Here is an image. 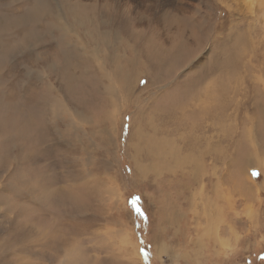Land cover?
<instances>
[{
    "label": "rangeland",
    "instance_id": "1",
    "mask_svg": "<svg viewBox=\"0 0 264 264\" xmlns=\"http://www.w3.org/2000/svg\"><path fill=\"white\" fill-rule=\"evenodd\" d=\"M240 1L0 0V115L30 113L0 145L36 126L0 171V264H264V6ZM51 13L71 30L4 38Z\"/></svg>",
    "mask_w": 264,
    "mask_h": 264
},
{
    "label": "bare ground",
    "instance_id": "2",
    "mask_svg": "<svg viewBox=\"0 0 264 264\" xmlns=\"http://www.w3.org/2000/svg\"><path fill=\"white\" fill-rule=\"evenodd\" d=\"M10 1V0H9ZM14 1V0H13ZM17 1V0H16ZM94 2L96 1V0H93ZM138 1V4H140L141 3V1L142 0H137ZM145 1V0H144ZM148 1V0H147ZM150 1V0H149ZM159 1V0H158ZM161 1V0H160ZM227 4L229 3V5H230V7L232 8L233 6H232V4L234 3V5L236 6V7H239V4L241 3V1L240 0H224ZM4 2H5V0H4ZM247 2H249V0H245L244 1V4L245 3H247ZM261 2H263V6H264V0H261ZM0 3H2V2H0ZM136 3V2H135ZM159 3V2H158ZM12 4V3H11ZM10 4V5H11ZM92 4V3H91ZM148 4H149V2H148ZM173 4V3H172ZM172 4H170L169 5V3H168V5L167 6H171ZM3 5V4H2ZM97 5V4H96ZM160 5V4H159ZM176 5V4H175ZM180 5H184V4H182V3H180ZM13 6V8L15 7L14 5H12ZM16 6H17V4H16ZM56 6V5H55ZM95 6V5H94ZM177 7H178V5H176ZM91 7V6H90ZM189 7V6H188ZM35 8V7H34ZM71 8V7H70ZM70 8H68L67 7V12H71L72 10L70 9ZM76 8V7H75ZM149 8H151L150 7V5H149ZM147 9V8H145L146 10H145V14H149L151 11H152V9ZM155 8V7H154ZM179 8V7H178ZM182 8H184V7H182ZM190 8H191V6H190ZM208 8V7H207ZM264 8V7H263ZM11 9V8H10ZM9 9V10H10ZM37 9V8H36ZM44 9V8H43ZM98 9V10H97ZM168 9H170V7L168 8ZM238 9V8H237ZM51 10V9H50ZM86 10V9H85ZM14 11V10H13ZM33 11V10H32ZM80 11V10H79ZM96 11L98 12L99 11V13L98 14H101L102 12L100 11V9L98 8V7H93V9H92V15L94 14V13H96ZM232 11L234 12V9H232ZM235 11H237L236 9H235ZM263 11V19H264V9L262 10ZM20 12V11H19ZM81 12H82V10H81ZM101 12V13H100ZM165 12H167V11H165ZM180 12H181V10H180ZM188 12V11H187ZM186 12V13H187ZM239 12V11H238ZM33 13V12H32ZM193 13L194 12H190V15L192 14L193 15ZM37 14V13H36ZM65 15H67L66 13H64ZM71 14L73 15V16H75L76 14H75V12H71ZM70 14V15H71ZM78 14V13H77ZM82 14V13H81ZM140 14H142V15H144V12L142 11ZM153 14V13H152ZM160 14V13H159ZM91 15V16H92ZM96 15V14H95ZM94 15V16H95ZM137 15V14H136ZM142 15H138V17H137V21L140 23V22H142L143 23V20L145 21L146 19L145 18H143L142 17ZM188 15V14H187ZM30 16V15H29ZM87 16V15H86ZM134 16V15H133ZM168 16V15H167ZM194 16V15H193ZM234 16V15H233ZM23 17V16H22ZM31 17V16H30ZM189 17V16H188ZM212 17V16H211ZM41 18V17H40ZM159 18V17H158ZM166 18V19H165ZM173 18V17H172ZM176 18V17H175ZM163 19H165V21H166V24H167V26H168V28H173L174 27V24L173 23H169V18H167L165 15H163ZM62 18L59 16V15H54V16H52V13L50 14V19L49 20H47V25L45 26V27H43V28H39L40 27V24H39V22H40V20H34V19H31L30 21H29V23H26V21L24 20V21H22L20 24H21V26H22V28L20 29V28H18V29H20L21 30V32L19 33V34H15V35H11V36H9V37H4L5 39L7 38V39H11V40H13V39H18V38H25V42L23 41L22 42V47H28V46H32V41L31 40H33V39H38V38H40L41 36H43L42 34H49V33H52V30H54L56 33H58V34H60V37H61V32H66V30L69 32V29H67V27H65V25H63L61 22H62ZM159 20V19H158ZM188 20L189 21H191L192 23H194V24H196V29H200V27H201V23L200 22H197V21H195V20H193V18H188ZM15 21V20H14ZM61 21V22H60ZM18 22V21H17ZM64 22V21H63ZM91 22H92V20H91ZM137 22V23H138ZM159 22H160V20H159ZM18 23V24H19ZM41 23H43V22H41ZM75 23V22H74ZM136 23V22H135ZM29 24V25H28ZM35 24V25H34ZM55 24V25H54ZM94 26H95V28H96V30L98 29V25L96 24V22L95 23H92ZM146 24V23H145ZM236 24V23H235ZM235 24H232V25H235ZM13 25H14V22H13V19L11 20L10 19V17H8L7 15H4L3 17H1L0 16V26H6V28H8V27H12L13 28ZM237 25H239V26H237L236 28H233L232 30H230L228 33H227V37H228V35H230V36H236V38L239 40V34H241L239 31H242L243 32V27H242V25L240 24V20L238 19V21H237ZM19 26V25H18ZM17 27V26H16ZM33 27H34V29H33ZM83 27V26H82ZM234 27V26H233ZM174 29L175 30H179L180 32H184L185 31V33H186V30H188V28L187 27H185V26H183V24H178L177 26H176V28L174 27ZM10 30V29H9ZM71 30V29H70ZM90 30V29H89ZM246 31H247V28L245 29ZM5 31H6V29H5ZM31 31H35V35L33 36V38H32V33H31ZM63 32V33H64ZM101 32V31H100ZM109 32V31H108ZM11 33V32H10ZM54 33V32H53ZM102 33V32H101ZM34 34V33H33ZM99 34V33H98ZM97 34V36H101L100 34L98 35ZM226 34V33H225ZM104 35V34H103ZM182 35H184V34H182ZM205 35V37H206V34H204ZM203 35V36H204ZM177 36V35H176ZM178 37H179V35H178ZM47 38V37H46ZM103 38H105V37H103ZM204 38V37H203ZM115 39H116V37H115ZM4 39L3 38H1L0 37V45H3V46H5L4 44V41H3ZM10 40V41H11ZM44 41H45V39H43ZM60 40H62V38H60ZM71 40V39H70ZM200 40V39H199ZM205 40V38L203 39V41ZM6 41V40H5ZM22 41V40H21ZM29 41H31V42H29ZM73 41V40H72ZM78 41V39L75 41V43H78L77 42ZM17 42V41H16ZM20 42V41H19ZM40 42H42V41H39V42H36L35 44H37V43H40ZM73 43V42H72ZM11 44V43H10ZM35 44L33 45V47H35ZM9 45V44H8ZM105 45H107V41H105ZM199 46H200V44H198ZM74 46H76V45H73V47ZM81 46V48L83 49V50H81V48H80V50H81V54H83L84 56H85V59L86 60H89L90 58H93L94 56L91 54V55H87V53L86 52H88V50H86V49H84V48H86V46H84L83 44H81V43H79V45H78V47L76 46V48H78L79 49V47ZM172 46V45H171ZM11 47V46H10ZM9 47V48H10ZM13 47V46H12ZM72 47V48H73ZM3 48V47H2ZM225 48H227L226 47V45H224V47L222 48V49H224L225 50ZM195 49H198V47H196ZM5 51H6V49H5ZM68 51V50H67ZM66 51V52H67ZM226 51V50H225ZM7 52V51H6ZM5 52V53H6ZM72 52V51H71ZM74 52H75V50H74ZM7 54H8V52H7ZM74 54H77V52L76 53H74ZM78 54H79V52H78ZM77 54V55H78ZM12 55V54H11ZM76 55V56H77ZM224 60H226V57L227 56H229L226 52H224ZM66 56V55H65ZM64 56V57H65ZM75 56V57H76ZM78 57V56H77ZM76 57V58H77ZM70 58V57H69ZM72 58V57H71ZM70 58V59H71ZM73 58H74V56H73ZM79 58V57H78ZM222 58V57H221ZM66 59V58H65ZM2 60V59H1ZM68 60V59H67ZM82 60V59H81ZM83 62H84V60H82ZM95 61V60H94ZM77 62H79V61H77ZM86 62V61H85ZM164 62H166V63H168L167 61H164ZM81 63V62H80ZM158 63H160V64H163V61H159ZM171 63H173V62H171ZM82 65V64H81ZM158 65V64H157ZM157 65H153L154 67H156V72L157 73H159V71L161 70L160 69V66H157ZM2 69V68H1ZM160 69V70H159ZM1 71V70H0ZM199 72V71H198ZM2 73H4V72H2ZM1 73V74H2ZM8 73V72H7ZM204 73H206V71L204 72ZM259 75V74H258ZM18 76H19V74H18ZM35 76V75H34ZM34 76H33V78H34ZM17 77V76H16ZM27 77V76H26ZM37 77H38V75H37ZM55 77V76H54ZM95 77V76H94ZM17 79V78H16ZM201 78H199L197 81H194L193 82V85H192V87H191V92H194V93H192V97L191 98H194V96H195V94H196V92H197V90H196V86H197V84L198 83H200L201 82ZM0 81H2V80H0ZM3 82V81H2ZM32 82H33V80H32ZM210 86L208 85L206 88H209ZM223 88H224V86H223ZM18 89H20V88H18ZM216 89V88H215ZM225 89V88H224ZM80 92V91H79ZM3 93V92H2ZM210 92H208L207 94H209ZM1 95V94H0ZM203 95V94H202ZM209 96V95H208ZM27 98H29V97H27ZM210 98V97H209ZM1 99V98H0ZM1 102V101H0ZM26 102V101H25ZM21 106L22 105H20V110H21V112H16V114L14 115V116H16V118H13L12 116H11V119L9 118L10 116H7V115H4V114H1L0 115V117H1V119H0V143L3 141L2 140V134H3V132L5 131L6 132V128H7V126H13V125H15V122L16 121H18L19 119H20V117H24L25 115L26 116H29V114L30 113H28V112H26V111H24V110H22V108H21ZM201 106V105H200ZM216 107V106H215ZM14 108H16V106L14 107ZM195 110H197V109H195ZM211 110V108H204V113L205 112H208V111H210ZM50 113H52V110H50ZM55 113V112H54ZM203 113V112H202ZM214 114V113H213ZM18 115H21V116H18ZM50 115V114H49ZM52 115V114H51ZM211 115V114H210ZM31 116V115H30ZM9 118V119H8ZM32 120V119H31ZM209 121V120H208ZM18 123V122H17ZM34 123V122H33ZM33 123H32V121H28L26 124H25V126H23L22 128H23V130H22V132H15V133H11V130H10V133L11 134H9L8 135V137H7V139L6 140H4V143L3 144H1L0 145V171L4 168V166H5V164L4 163H6L5 162V156H6V152H7V150H9L10 148H12V147H17V149L18 150H20L21 151V146L20 145H18V144H16L15 142L17 141V140H22V139H29L30 140V138L32 137V136H35L36 135V132H35V130L34 129H32V127L33 128H36V126H34L33 125ZM152 125H153V123H152ZM17 127L18 128H20V124H17V126H16V128H14V129H17ZM21 129V128H20ZM32 129V130H31ZM70 129H72V127H70ZM34 130V131H33ZM37 130V129H36ZM35 132V133H34ZM46 133H48V132H46ZM135 134V133H134ZM154 136V135H153ZM6 137H4V139H5ZM21 138V139H20ZM41 138V137H40ZM229 138V137H228ZM33 139V138H32ZM35 139V138H34ZM142 139V138H141ZM158 139V138H157ZM31 143L32 142H34V141H30ZM35 143V142H34ZM137 143V142H136ZM29 145V144H28ZM31 146V145H30ZM34 146H36L35 144H34ZM21 147V148H20ZM191 147H193V146H191ZM34 148H36V147H34ZM155 148V147H154ZM190 148V147H189ZM28 149V148H27ZM136 149V148H135ZM11 150V149H10ZM14 151V150H13ZM11 152V151H10ZM18 152V151H17ZM22 152V151H21ZM139 152H142L140 149H138L137 151H135V154H139ZM30 154L31 153H34V152H29ZM14 154H15V152H14ZM39 154V153H38ZM141 154V153H140ZM148 155V154H147ZM146 155V156H147ZM150 155V154H149ZM26 156V155H25ZM32 156V155H31ZM30 157V156H29ZM164 157V156H163ZM18 158V157H17ZM6 159H8V158H6ZM137 159V158H136ZM165 159V158H164ZM9 160V159H8ZM16 160V159H15ZM31 161H32V159H30ZM29 160V161H30ZM34 160H35V158H34ZM7 161V160H6ZM11 161V160H10ZM18 161V160H17ZM36 162V161H35ZM31 163V162H30ZM17 170V169H16ZM5 172V171H4ZM1 173V172H0ZM16 175V174H15ZM17 175H19V174H17ZM14 176V175H13ZM23 177V176H22ZM28 177H29V175H28ZM12 178V177H11ZM14 178H16V177H14ZM49 184V183H48ZM38 187V186H37ZM40 187V186H39ZM16 191V190H15ZM13 194V193H12ZM43 194V193H42ZM43 195H45V194H43ZM39 220V219H38Z\"/></svg>",
    "mask_w": 264,
    "mask_h": 264
}]
</instances>
